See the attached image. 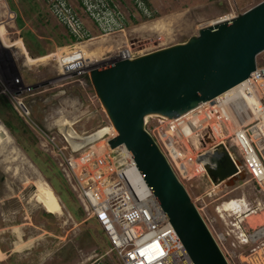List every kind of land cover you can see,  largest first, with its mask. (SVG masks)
<instances>
[{"label": "rangeland", "instance_id": "rangeland-1", "mask_svg": "<svg viewBox=\"0 0 264 264\" xmlns=\"http://www.w3.org/2000/svg\"><path fill=\"white\" fill-rule=\"evenodd\" d=\"M119 1L126 16L123 32H95L90 40L74 43L85 64L104 62L124 47L143 54L184 41L200 27L226 14L235 16L261 0H144L149 16L134 11L128 0ZM2 3L14 26L8 30L14 29L17 34L9 35L7 48L0 46V124L22 162L12 163L9 171L4 169V162L0 163V264H121L101 228L84 213L78 195L58 166L56 148L45 138L46 134L54 136L53 142L60 145L56 125L72 122L77 133H95L109 121L90 83L83 89L77 82L56 81L51 53L67 52L72 40L46 4L42 0H0L1 23L7 20L2 15ZM160 18L158 26L150 28ZM255 63L264 66V50L255 56ZM17 76L26 84L39 86L32 95L22 98L27 116L20 114L7 95L10 81ZM176 120L183 132H192L190 122ZM189 139L188 144L194 135ZM225 144L218 142L212 149L210 143L194 142L195 148H190L187 158L200 152L197 159L203 162V172L181 180V184L228 264H264V187L251 177L237 154L235 161L241 173L231 185L214 191L217 181L210 174V164L226 159ZM37 187L50 190L61 214L45 210L41 194L30 196ZM228 201H233L232 207L240 204L235 208L240 211H216ZM248 213L261 217L257 227L243 216ZM14 245L20 246L15 250Z\"/></svg>", "mask_w": 264, "mask_h": 264}, {"label": "built area", "instance_id": "built-area-1", "mask_svg": "<svg viewBox=\"0 0 264 264\" xmlns=\"http://www.w3.org/2000/svg\"><path fill=\"white\" fill-rule=\"evenodd\" d=\"M42 1L72 40L67 52L51 53L56 64L57 82H77L84 89L85 84L89 85V68L140 55L138 51L124 47L108 60L89 65L75 48L74 43L94 36L84 25L83 16L98 34L124 31L126 16L119 0H76L78 8L67 0ZM128 2L134 11L150 15L144 0ZM225 16V20L234 17L232 14ZM7 27V22L0 24V46L3 48L11 41L9 35L16 32ZM10 83L7 95L20 114L27 116L22 98L32 95L39 86L24 83L20 76ZM236 93L238 102L230 104L228 111L224 107V98L215 96L204 106L199 105L193 114L183 117V123L190 122L193 126L191 133L183 132L184 128L176 120L178 117L167 121L143 120V128L180 183L203 172V162L197 159L200 152L194 153L192 159L187 158L190 148H195L194 143L188 144L190 135H194L198 145L210 143L212 149L218 142H226L231 157L235 159L237 154L251 177L263 184L264 175L259 171L261 167L264 170V66L255 63L254 70L239 82ZM71 123L56 125L60 145L53 142L54 136L46 134L45 138L56 148L58 166L78 195L84 213L101 228L121 264H193L125 146L109 148L107 145V140L114 136L110 134L115 132L111 124L105 125L106 130L95 138L86 139L95 130L77 133Z\"/></svg>", "mask_w": 264, "mask_h": 264}, {"label": "water", "instance_id": "water-1", "mask_svg": "<svg viewBox=\"0 0 264 264\" xmlns=\"http://www.w3.org/2000/svg\"><path fill=\"white\" fill-rule=\"evenodd\" d=\"M264 50V0L229 20L133 58L88 69V80L116 135L164 212L193 264H228L187 192L143 128V120L167 121L245 79ZM235 172L227 169L220 176Z\"/></svg>", "mask_w": 264, "mask_h": 264}, {"label": "bare ground", "instance_id": "bare-ground-1", "mask_svg": "<svg viewBox=\"0 0 264 264\" xmlns=\"http://www.w3.org/2000/svg\"><path fill=\"white\" fill-rule=\"evenodd\" d=\"M1 7H2V15L6 16L7 17V30L12 28V24L11 22L9 21V18L11 17L8 13V11L6 10L5 6L3 5V3L1 4ZM5 17V18H6ZM228 18V17H227ZM226 19V16H221L220 18L214 20L213 22H211V24L215 23V22H219V21H222V20H225ZM161 20L160 19H157L156 22L153 23V25L150 27V28H155L158 26V23L159 21ZM117 33V32H115ZM113 34V33H112ZM91 39V38H90ZM88 39V40H90ZM88 40H85V41H82V42H86ZM95 43V42H94ZM80 48H83V46H81ZM79 48V49H80ZM120 52H118L117 54H119ZM239 86V83L238 84H235L231 87H229L228 89L224 90L223 92L221 93H218L216 95V97H223L224 98V107L225 109L228 111V107L230 104H237L238 102V99H237V93H236V90H237V87ZM205 103V102H204ZM204 103H201L200 106H204ZM198 107H196L195 109L179 116L177 119H181L183 117H186L188 116L189 114L195 112L197 110ZM63 126H66L67 122L65 123H62ZM106 129L105 128H102L100 131H97L95 133H92L91 135H89V137H87L86 139H90V138H93L95 136H98L101 132L105 131ZM114 132H112L111 134H113ZM196 140L194 139L193 141H191L190 144L194 143ZM227 145L225 144L223 149L224 151L226 152V159L222 160V161H219V162H214V163H211L210 164V174L211 176H213L215 178V180L217 181V185L215 186L214 188V191H217V190H220L221 188L225 187V186H228V185H231L232 183V180L234 179V177L236 175H239L241 172H240V167H239V164L235 161V159H233L231 157V155L229 154V152L227 151ZM20 152L16 150V148L13 146L12 144V141L11 139L9 138V136L7 135L5 129L2 127V125L0 124V163H5L7 166H4V169L6 171H9L11 170V165L12 163L18 161V162H22V158L20 157ZM27 162V161H26ZM25 162V163H26ZM18 164V163H17ZM2 165V164H1ZM27 167L31 168L30 166H28V164L26 165ZM1 167V166H0ZM235 168V172L231 173V174H228L226 177H222L220 176L222 172H226L227 169L229 170L230 168ZM2 168V167H1ZM19 169V168H18ZM32 169V168H31ZM12 170L14 171V168H12ZM261 171V174L264 175V170L263 168L261 167L260 169ZM19 171V170H18ZM34 174L37 175V178H40L38 177L39 175L37 174V172H35L33 169L31 170ZM11 174V173H10ZM32 174V173H31ZM21 175V174H20ZM19 177V176H18ZM21 177V176H20ZM22 178V177H21ZM263 179V178H262ZM23 180H26L25 178H23ZM29 180V179H28ZM27 180V181H28ZM38 180V179H37ZM26 181V182H27ZM30 182V181H29ZM40 182V181H39ZM23 183V182H21ZM263 187H264V179H263V184H261ZM226 188V187H225ZM225 190V189H224ZM42 195V197H44L45 199V202L41 205L42 207L45 208V210H47L49 213L53 214V215H59L61 214L63 211L61 210V207L56 203V200L52 197V193L50 192V190L46 187V189H41V188H36V190L34 189L31 193V197H35V195ZM216 194V193H215ZM29 196V197H30ZM30 199V198H29ZM36 200H37V197H36ZM42 202V201H41ZM233 205V201H230V202H226V203H223L222 205H219L217 208H216V211L218 210H227L229 208L231 209H234L233 210V213H237L238 211H240L239 209H235L236 207H232ZM62 211V212H61ZM250 212V211H249ZM257 215V214H255ZM254 216H251V213L249 214H243V216L245 218L248 219V221L250 222V225L252 227H257V225H259L261 223V217H255ZM264 221V219H263ZM21 225V224H20ZM5 235V234H4ZM22 239V238H21ZM20 245H14V249L17 250L19 248Z\"/></svg>", "mask_w": 264, "mask_h": 264}, {"label": "crops", "instance_id": "crops-1", "mask_svg": "<svg viewBox=\"0 0 264 264\" xmlns=\"http://www.w3.org/2000/svg\"><path fill=\"white\" fill-rule=\"evenodd\" d=\"M69 1L73 6L77 7L78 8V5H77V2L76 0H67ZM83 19V23L84 25L94 34L95 33V29L94 27L92 26L91 22L85 17L83 16L82 17ZM56 21V20H55ZM57 22V21H56ZM22 28V26H21ZM26 33H30L29 31H25ZM70 37V36H69ZM179 42H182V41H179ZM240 207V206H239Z\"/></svg>", "mask_w": 264, "mask_h": 264}]
</instances>
